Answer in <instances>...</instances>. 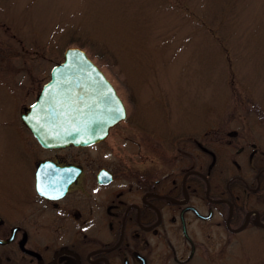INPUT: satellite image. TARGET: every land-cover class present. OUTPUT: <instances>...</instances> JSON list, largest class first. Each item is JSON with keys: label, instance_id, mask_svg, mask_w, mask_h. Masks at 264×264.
<instances>
[{"label": "flooded vegetation", "instance_id": "obj_1", "mask_svg": "<svg viewBox=\"0 0 264 264\" xmlns=\"http://www.w3.org/2000/svg\"><path fill=\"white\" fill-rule=\"evenodd\" d=\"M119 95L125 117L93 141L43 144L20 114L0 166V264H205L210 236L264 230L263 109L194 120L165 104L159 118Z\"/></svg>", "mask_w": 264, "mask_h": 264}, {"label": "rangeland", "instance_id": "obj_2", "mask_svg": "<svg viewBox=\"0 0 264 264\" xmlns=\"http://www.w3.org/2000/svg\"><path fill=\"white\" fill-rule=\"evenodd\" d=\"M68 46L159 118L165 104L194 120L238 100L264 110V0H0V166ZM218 235L205 264H264V230Z\"/></svg>", "mask_w": 264, "mask_h": 264}, {"label": "water", "instance_id": "obj_3", "mask_svg": "<svg viewBox=\"0 0 264 264\" xmlns=\"http://www.w3.org/2000/svg\"><path fill=\"white\" fill-rule=\"evenodd\" d=\"M102 73L81 47L68 46L65 60L55 66L53 80L45 85L29 112L22 115L43 144L93 141L103 137L109 126L125 116L122 100ZM98 101L107 103L110 111L106 119L94 121L89 116L92 105ZM94 123L100 128H92L97 126ZM95 130L104 134L96 137Z\"/></svg>", "mask_w": 264, "mask_h": 264}, {"label": "snow or ice", "instance_id": "obj_4", "mask_svg": "<svg viewBox=\"0 0 264 264\" xmlns=\"http://www.w3.org/2000/svg\"><path fill=\"white\" fill-rule=\"evenodd\" d=\"M41 191H43V189H41Z\"/></svg>", "mask_w": 264, "mask_h": 264}, {"label": "bare ground", "instance_id": "obj_5", "mask_svg": "<svg viewBox=\"0 0 264 264\" xmlns=\"http://www.w3.org/2000/svg\"><path fill=\"white\" fill-rule=\"evenodd\" d=\"M97 125V124H96ZM94 127H96V126H94Z\"/></svg>", "mask_w": 264, "mask_h": 264}]
</instances>
